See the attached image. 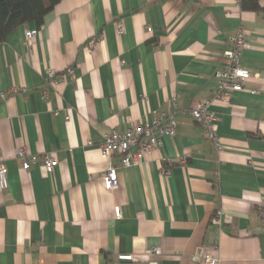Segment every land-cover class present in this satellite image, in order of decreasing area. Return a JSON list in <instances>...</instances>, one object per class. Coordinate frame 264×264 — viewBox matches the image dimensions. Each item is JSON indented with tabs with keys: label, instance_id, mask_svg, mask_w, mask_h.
Returning <instances> with one entry per match:
<instances>
[{
	"label": "crops",
	"instance_id": "obj_1",
	"mask_svg": "<svg viewBox=\"0 0 264 264\" xmlns=\"http://www.w3.org/2000/svg\"><path fill=\"white\" fill-rule=\"evenodd\" d=\"M239 1L61 0L41 26L8 33L0 43V162L8 167L0 264H199L206 253L219 264H264V15ZM240 26L249 42L240 64L255 76L212 105L218 152L190 111L217 88ZM34 28L28 45L23 33ZM70 66L73 76L48 81V70L61 76ZM174 95L177 134L141 164L123 167L119 154L109 161L100 152L105 134L167 111ZM21 145L54 154V173L40 162L24 171ZM109 162L119 167L115 190L104 186ZM217 212L229 222L214 224Z\"/></svg>",
	"mask_w": 264,
	"mask_h": 264
},
{
	"label": "built area",
	"instance_id": "obj_2",
	"mask_svg": "<svg viewBox=\"0 0 264 264\" xmlns=\"http://www.w3.org/2000/svg\"><path fill=\"white\" fill-rule=\"evenodd\" d=\"M151 32V26L146 27ZM118 33L124 34L126 27L124 21L120 20L117 25ZM38 28L28 29L23 34L25 43L30 44L35 36L38 35ZM101 39V36H96L90 39L87 43L91 49L95 47L96 42ZM249 46V42L245 37V30L239 27L236 34L232 36V46L224 52L225 63L223 68L218 71L217 77L219 79L217 88L213 91L209 98L203 99L196 103L191 109V115L197 124L202 125L205 130L207 138L213 143L218 152L223 150L219 132V117L212 109L215 101H228L234 92L245 89L246 82L253 76L252 71L241 66L240 58ZM65 73L61 76L57 75L53 69L48 70V81L54 86H58L68 76H73L74 68L72 66L65 68ZM257 76V74H256ZM253 94L256 93L252 90ZM2 96V95H1ZM4 97V96H2ZM177 96L174 95L170 101V106L167 111H158L153 113L149 121L135 124L126 130L111 131L104 135V139L100 152L111 161L113 155L119 154L121 156V164L123 167H131L141 164L148 152L158 149L163 145L164 136H175L177 134L178 120L176 118L177 112ZM17 159L22 163V169L27 171L30 166L36 163H41L46 174L50 176L53 174L56 166L59 165L58 158L48 152L31 153L27 150L25 145H21L16 152ZM4 161L0 162V187L6 189L8 187V169ZM169 173V170H164ZM119 167L110 163L104 172V186L105 189H118L119 183ZM122 208L117 205L114 207L113 213L117 219L122 217ZM216 225H222L223 222H229L227 216H223L221 212H217L211 220ZM158 249H153L152 252H157ZM199 264H219V258L206 253L201 257ZM119 260H133L132 254H121L118 256Z\"/></svg>",
	"mask_w": 264,
	"mask_h": 264
},
{
	"label": "trees",
	"instance_id": "obj_3",
	"mask_svg": "<svg viewBox=\"0 0 264 264\" xmlns=\"http://www.w3.org/2000/svg\"><path fill=\"white\" fill-rule=\"evenodd\" d=\"M60 1L0 0V43L6 40L8 33L21 25L36 23L41 26L45 16ZM239 6L244 11L261 12L264 15V0H240Z\"/></svg>",
	"mask_w": 264,
	"mask_h": 264
}]
</instances>
